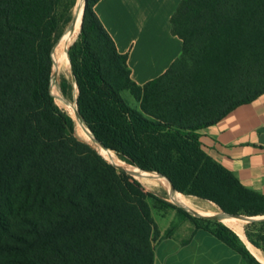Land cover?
<instances>
[{"label": "trees", "instance_id": "trees-1", "mask_svg": "<svg viewBox=\"0 0 264 264\" xmlns=\"http://www.w3.org/2000/svg\"><path fill=\"white\" fill-rule=\"evenodd\" d=\"M99 1L87 0L69 49L78 91L73 76L60 78L87 127L121 160L184 195L229 214L238 210L224 204L228 194L264 206V194L211 156L200 134L264 94V0H181L171 24L182 55L143 86L94 11ZM76 2L64 11L60 0H0V264H155L159 229L148 199L156 195L79 138L55 100L53 48ZM178 210L248 264H262L227 226L211 230L200 221H218ZM258 239L264 248V232Z\"/></svg>", "mask_w": 264, "mask_h": 264}, {"label": "crops", "instance_id": "crops-1", "mask_svg": "<svg viewBox=\"0 0 264 264\" xmlns=\"http://www.w3.org/2000/svg\"><path fill=\"white\" fill-rule=\"evenodd\" d=\"M180 2L100 0L94 6L118 51L128 55L131 78L140 86L163 75L182 55L183 42L171 24ZM200 134L211 156L246 187L264 194V94ZM173 215L169 222L158 223L162 237L156 244L155 264H248L213 233Z\"/></svg>", "mask_w": 264, "mask_h": 264}, {"label": "rangeland", "instance_id": "rangeland-1", "mask_svg": "<svg viewBox=\"0 0 264 264\" xmlns=\"http://www.w3.org/2000/svg\"><path fill=\"white\" fill-rule=\"evenodd\" d=\"M80 1L81 0H77V2L75 3L76 11H77V8L79 7ZM72 2H73V0H60V4H61L60 7L62 8L61 10L65 11L71 5ZM75 5L73 7V13H74V10H75ZM82 5L83 4L80 5V10L81 11H82ZM72 22H73V20H72ZM72 22L66 28L65 32L69 29V27H71ZM64 33H63V35H64ZM80 34L81 33L79 31L78 35L73 39V42H76L79 39ZM60 39H59V41H60ZM59 41L56 43V45L53 48V50H55V48H56V55H57V48H59V44H60ZM52 54H53V52H52ZM72 70H73V67H72ZM72 70H71V66H69L66 63L64 64L63 67L56 68V63H55V65L53 66V74H52V77H55L54 93H55V85L58 86V88H59V90L61 92V95L59 97H57V95L55 93V100L58 103V105L61 108H63L64 110H66L70 115H71V112H73L71 107L74 108L76 110V112L78 113L76 105H75V97H74L73 100H70V99L66 98L63 95V93L61 91V88H60V78L62 76H66L67 78L71 77L72 76V72H71ZM122 96L131 106L136 107L138 109H141L140 102H138L130 94V92L124 91V92H122ZM63 98L65 99L66 103L63 101ZM76 132H77V136L79 138H81L82 140H85V141L89 142L90 144L92 142H94L93 140L88 141L87 139H85L82 136V134L77 130V128H76ZM97 148H98V146H97ZM152 175L156 179H159V177L157 175H154V174H152ZM136 179L143 184V186H144V188H145V190L147 192H151V193L155 194L157 199H158V201H157V199H154L152 197H149V199H148L149 204L151 206L152 215H153L157 225H158V223L169 222L171 220V218L174 219V217H175V215H173L174 212L177 213L180 217H184L183 213L178 210V209H182V210L188 212L189 214H191L194 217L218 221L219 223H215V222L206 223L205 221H200L201 225L207 226L211 230H218V228L222 227L223 225L227 226L234 233H236L243 242H244V238L243 237H245L253 246L258 248L259 251H261V256L264 257V248L261 246V241L258 239V236L262 232H264V228H262L261 226H256V227L253 226L254 223L260 224L261 222H256V221L255 222H248V220H247L248 217H255V218H258V219L264 218V215L263 216H248L249 212H255V211H258V210H264V206H262L259 202L243 200V199L238 198L236 195H232V197H231L230 194H228L227 197H224V200H223L224 204H226L231 209L238 210L236 212L237 214H229L230 213L229 211L223 210V208H221L213 200H209V199L201 198V197H197V196H188V199L191 201V203L198 210V211H193L191 208L185 207L183 204L180 205L178 202L174 201L173 196L164 187H162L160 185L157 186V185H155L153 183H149V182H146V181H142V180H140L137 177H136ZM257 192H260V191H257ZM163 202L167 203V204H172L175 207H177V209H174L171 206H167L166 204H165V207H161L160 205L163 204ZM200 210H203V211H216V212L227 214L230 217H234L237 220V222L239 223V228L224 224L222 221L218 220L215 217H211L210 215L202 214L201 212H199ZM158 229H159V225H158ZM161 237H162V233H161V230L159 229V233L155 236V239H154L153 243L157 244V242L161 239Z\"/></svg>", "mask_w": 264, "mask_h": 264}, {"label": "bare ground", "instance_id": "bare-ground-1", "mask_svg": "<svg viewBox=\"0 0 264 264\" xmlns=\"http://www.w3.org/2000/svg\"><path fill=\"white\" fill-rule=\"evenodd\" d=\"M81 4H83V0L80 1L79 7L77 8L78 15L75 18V21L72 22L71 27H69V29L64 33V35L61 37L59 41L60 44H59V48H57V55H56L57 57H55V60H54L56 63V68L63 67L65 63L70 66L69 56H68V47L70 46V44L73 42V39L78 35L80 31V26H81L82 17H83V5H82V11L80 10ZM53 84H55V77H53ZM55 93L57 97L61 95V92L57 85H55ZM63 101L65 102L64 98H63ZM71 109L73 112L71 111L70 112L76 121L77 130L88 141L93 140L95 143H97V146L99 148L98 150L105 157V159H107L109 162L113 161V163L117 164L118 166L126 168L127 171L131 175L133 174L132 176H134L135 178L137 177L142 181H146L149 183H153L157 186L160 185L164 187L173 196L174 201L178 202L180 205L183 204L185 207L191 208L193 211H198L197 208L188 199V196L176 191L172 186H170V184L166 180H164L161 177L162 176L161 174L157 172H147L144 170L142 171L140 170V168L130 165L127 162L121 160L112 151L107 150L103 145H101L95 139V136L92 134L90 129L87 127V125L85 124V122L83 121V118L79 115V113H77L74 108L71 107ZM152 174L157 175L159 179H156ZM199 212H201L202 214L210 215L211 217H215L218 220L222 221L224 224L239 228V223L237 222V220L234 217H230L227 214L216 212V211H203V210H200ZM243 238H244V243L247 246V248H249L250 252H252L253 255L256 256L260 262L264 263V257L261 256V251H259L258 248L253 246L245 237Z\"/></svg>", "mask_w": 264, "mask_h": 264}, {"label": "water", "instance_id": "water-1", "mask_svg": "<svg viewBox=\"0 0 264 264\" xmlns=\"http://www.w3.org/2000/svg\"><path fill=\"white\" fill-rule=\"evenodd\" d=\"M86 3H87V0H83V17H82V22H81V26H80V33H81V31H82V27H83V20H84V14H85V7H86ZM77 15H78V12L76 11V5H75V10H74V14H73V22L75 21V18L77 17ZM75 42H73L72 44H70V46L68 47V56H69V49H70V47L74 44ZM69 63H70V66H71V70H72V64H71V61H70V57H69ZM72 72V76H73V78H74V86H75V88H76V91H78V85H77V81H76V78H75V76H74V73H73V70L71 71ZM77 98H78V96L77 95H75V105H76V108H77V111H78V113H79V115H80V112H79V109H78V103H77ZM81 116V115H80ZM82 117V116H81ZM75 120V119H74ZM84 120V119H83ZM85 122V121H84ZM86 123V122H85ZM87 125V124H86ZM88 126V125H87ZM90 129V128H89ZM91 130V129H90ZM91 132H92V130H91ZM92 134L94 135V133L92 132ZM95 136V135H94ZM95 139L101 144V145H103L97 138H96V136H95ZM94 147H95V149H97L98 150V148H97V144L96 143H94V142H92L91 143ZM104 146V145H103ZM105 147V146H104ZM106 148V147H105ZM107 149V148H106ZM107 150H109V149H107ZM99 151V150H98ZM99 153L101 154V152L99 151ZM113 166H115L118 170H121V171H123V172H126V173H128V174H130L128 171H127V169L126 168H124V167H121V166H118L117 164H115V163H113V162H110ZM140 169H142V168H140ZM142 170H144V169H142ZM145 171H147V170H145ZM147 172H151V171H147ZM131 175V174H130ZM174 186V185H173ZM175 188V187H174ZM175 190L177 191V189L175 188ZM248 222H264V218H261V219H258V218H255V217H248Z\"/></svg>", "mask_w": 264, "mask_h": 264}]
</instances>
